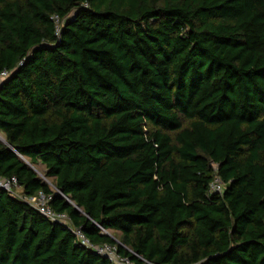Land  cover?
Listing matches in <instances>:
<instances>
[{
    "label": "trees",
    "instance_id": "16d2710c",
    "mask_svg": "<svg viewBox=\"0 0 264 264\" xmlns=\"http://www.w3.org/2000/svg\"><path fill=\"white\" fill-rule=\"evenodd\" d=\"M2 72L21 195L135 264H264V0H0ZM0 264L110 263L0 192Z\"/></svg>",
    "mask_w": 264,
    "mask_h": 264
},
{
    "label": "built area",
    "instance_id": "2783aa9c",
    "mask_svg": "<svg viewBox=\"0 0 264 264\" xmlns=\"http://www.w3.org/2000/svg\"><path fill=\"white\" fill-rule=\"evenodd\" d=\"M6 76L7 73L2 72L0 74V80L5 78ZM214 168L216 167L214 166ZM209 188H210V192H215L218 194H222L223 192V184L221 183L218 177H214ZM19 189L20 187L18 185L16 178L0 177V192H5L9 196L13 198H17L27 203L29 206L35 209L40 215L45 217L50 222L58 223L60 225L68 227L69 230L75 236L76 240L81 245L89 249H92L97 255L106 258L110 264H135L128 257L118 255L115 246H111V245L97 246L90 244V242L84 237V235L81 233L80 230L75 229L71 226L67 215H65L64 213L54 212L47 206L49 197H46L42 193H39L37 196H32V197L23 196L20 194ZM101 232L105 233L106 231L104 229H101Z\"/></svg>",
    "mask_w": 264,
    "mask_h": 264
},
{
    "label": "rangeland",
    "instance_id": "374dc122",
    "mask_svg": "<svg viewBox=\"0 0 264 264\" xmlns=\"http://www.w3.org/2000/svg\"><path fill=\"white\" fill-rule=\"evenodd\" d=\"M0 139H3V137H2V135L0 134ZM27 163H28V161L27 160H25ZM34 169H35V171L38 173V175L40 176V178H42L43 180H45V178L44 177H42V172H43V166H41V165H37V166H32ZM46 182L48 183V185H49V187L51 188V189H53V187H52V184H51V181L48 179H46ZM105 233H112V232H109V231H106Z\"/></svg>",
    "mask_w": 264,
    "mask_h": 264
},
{
    "label": "water",
    "instance_id": "95a60500",
    "mask_svg": "<svg viewBox=\"0 0 264 264\" xmlns=\"http://www.w3.org/2000/svg\"><path fill=\"white\" fill-rule=\"evenodd\" d=\"M0 142H4V140L0 139ZM76 208V207H75ZM77 209V208H76Z\"/></svg>",
    "mask_w": 264,
    "mask_h": 264
},
{
    "label": "crops",
    "instance_id": "0c3cea01",
    "mask_svg": "<svg viewBox=\"0 0 264 264\" xmlns=\"http://www.w3.org/2000/svg\"><path fill=\"white\" fill-rule=\"evenodd\" d=\"M3 140V139H2Z\"/></svg>",
    "mask_w": 264,
    "mask_h": 264
}]
</instances>
